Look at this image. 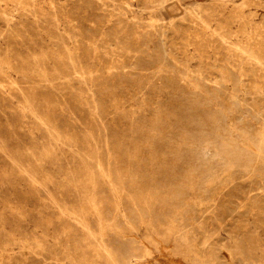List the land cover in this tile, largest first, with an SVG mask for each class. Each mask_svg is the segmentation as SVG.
I'll return each instance as SVG.
<instances>
[{
    "label": "rangeland",
    "instance_id": "obj_1",
    "mask_svg": "<svg viewBox=\"0 0 264 264\" xmlns=\"http://www.w3.org/2000/svg\"><path fill=\"white\" fill-rule=\"evenodd\" d=\"M150 263L264 264V0H0V264Z\"/></svg>",
    "mask_w": 264,
    "mask_h": 264
},
{
    "label": "bare ground",
    "instance_id": "obj_2",
    "mask_svg": "<svg viewBox=\"0 0 264 264\" xmlns=\"http://www.w3.org/2000/svg\"><path fill=\"white\" fill-rule=\"evenodd\" d=\"M102 2V1H101ZM105 4V3H104ZM157 4V3H156ZM51 7V6H50ZM88 7V6H87ZM6 10V9H5ZM144 11V10H143ZM53 12V11H52ZM118 12V11H117ZM51 13V12H50ZM9 14V13H8ZM42 14V13H41ZM59 14V13H58ZM123 14V13H122ZM40 15V14H39ZM64 15V14H63ZM73 15V14H72ZM44 16V15H43ZM127 16V15H126ZM35 17V16H34ZM53 17V16H52ZM36 18V17H35ZM132 18V17H131ZM43 19V18H42ZM69 20V19H68ZM28 21V20H27ZM55 21V20H54ZM96 21V20H95ZM45 22V21H44ZM50 22V21H49ZM117 22V21H116ZM177 22V21H176ZM33 23V22H32ZM80 23V22H79ZM131 23V22H130ZM47 24V23H46ZM206 24V23H205ZM38 25V24H37ZM49 25H50V23H49ZM76 25V24H75ZM118 25V24H117ZM160 25V24H159ZM169 25V24H168ZM44 26H45V24H44ZM112 26V25H111ZM131 26V25H130ZM138 26V25H137ZM156 26V25H155ZM78 27V26H77ZM126 27V26H125ZM141 27V26H140ZM160 27V26H159ZM18 28V27H17ZM40 28V27H39ZM53 28V27H52ZM164 28V27H163ZM79 29V28H78ZM86 29V28H85ZM19 30V29H18ZM49 31V30H48ZM70 31V30H69ZM167 31V30H166ZM21 32V31H20ZM160 32V31H159ZM114 33V32H113ZM57 34V33H56ZM130 34V33H129ZM4 35V34H3ZM118 35V34H117ZM158 35V34H157ZM87 36V35H86ZM96 36V35H95ZM127 36V35H126ZM30 37V36H29ZM38 37V36H37ZM51 37V36H50ZM64 37V36H63ZM98 37V36H97ZM138 37V36H137ZM186 37V36H185ZM33 38V37H32ZM105 38V37H104ZM143 38V37H142ZM57 39V38H56ZM128 39V38H127ZM150 39V38H149ZM148 39V40H149ZM152 39V38H151ZM32 40V39H31ZM39 40V39H38ZM63 40V39H62ZM102 40V39H101ZM104 40V39H103ZM158 40V39H157ZM27 41V40H26ZM64 41V40H63ZM123 41V40H122ZM152 41V40H151ZM150 41V42H151ZM31 42V41H30ZM104 42V41H103ZM119 42V41H118ZM187 42V41H186ZM66 43V42H65ZM152 43V42H151ZM163 43V42H162ZM155 44V43H154ZM26 45V44H25ZM42 45V44H41ZM73 45V44H72ZM132 45V44H131ZM152 45V44H151ZM165 45V44H164ZM187 45V44H186ZM118 46V45H117ZM148 46V45H147ZM159 46V45H158ZM185 46V45H184ZM38 47V46H37ZM41 47V46H40ZM39 47V48H40ZM126 47H129V46H126ZM109 48V47H108ZM160 48V47H159ZM163 48V47H162ZM182 48V47H181ZM22 49V48H21ZM20 49V50H21ZM141 49V48H140ZM250 49V48H249ZM113 50V49H112ZM29 51V50H28ZM73 51V50H72ZM132 51V50H131ZM137 51V50H136ZM158 51V50H157ZM163 51V50H162ZM13 52V51H12ZM145 52V51H144ZM147 52V51H146ZM145 52V53H146ZM47 53H49V52H47ZM46 53V54H47ZM161 53V52H160ZM31 54V53H30ZM124 54V53H123ZM242 54V53H241ZM244 54V53H243ZM66 56H67V54H66ZM138 56V55H137ZM24 57V56H23ZM22 57V58H23ZM115 57V56H114ZM120 57V56H119ZM154 57V56H153ZM50 58V57H49ZM48 58V59H49ZM129 58V57H128ZM160 58V57H159ZM64 59V58H63ZM74 59V58H73ZM79 59H81V58H79ZM84 59V58H83ZM114 59V58H113ZM228 59V58H227ZM24 60V59H23ZM152 60V59H151ZM170 60V59H169ZM230 60V59H229ZM233 60V59H232ZM38 61V60H37ZM115 61V60H114ZM160 61V60H159ZM252 61V60H251ZM134 62V61H133ZM95 63V62H94ZM158 63V62H157ZM20 64V63H19ZM33 64V63H32ZM58 64V63H57ZM66 64V63H65ZM35 65V64H34ZM94 65V64H93ZM96 65V64H95ZM103 65V64H102ZM135 65V64H134ZM146 65V64H145ZM47 66V65H46ZM136 66V65H135ZM14 67V66H13ZM56 67V66H55ZM116 67V66H115ZM119 67V66H118ZM232 67V66H231ZM35 68V67H34ZM47 68V67H46ZM57 68V67H56ZM80 68V67H79ZM134 68V67H133ZM31 69V68H30ZM71 69V68H70ZM138 69V68H137ZM45 70V69H44ZM229 70V69H228ZM227 70V71H228ZM24 71V70H23ZM31 71V70H30ZM17 72V71H16ZM97 72V71H96ZM111 72V71H110ZM20 73H21V71H20ZM99 74V73H98ZM59 75V74H58ZM117 75V74H116ZM121 75V74H120ZM119 75V76H120ZM232 75V74H231ZM102 76V75H101ZM53 77V76H52ZM92 77V76H91ZM123 77V76H122ZM7 79V78H6ZM2 80V79H1ZM9 80V79H8ZM94 80V79H93ZM40 82V81H39ZM86 82V81H85ZM44 83V82H43ZM36 84V83H35ZM45 84V83H44ZM234 85V84H233ZM65 86V85H64ZM218 87V86H217ZM89 88V87H88ZM9 89V88H8ZM220 89V88H219ZM224 90V89H223ZM25 91V90H24ZM54 91V90H53ZM60 91V90H59ZM46 92V91H45ZM40 93V92H39ZM35 94V93H34ZM20 95V94H19ZM23 95H25V94H23ZM44 95V94H43ZM57 95H58V93H57ZM42 99V98H41ZM23 101V100H22ZM21 101V102H22ZM59 101V100H58ZM56 103V102H55ZM234 103V102H233ZM28 104V103H27ZM41 110V109H40ZM47 112V111H46ZM55 112V111H54ZM27 113V112H26ZM44 115V114H43ZM59 115V114H58ZM50 116V115H49ZM221 116V115H220ZM49 120V119H48ZM56 120V119H55ZM221 120V119H220ZM53 124V123H52ZM65 124V123H64ZM49 125V124H48ZM218 126V125H217ZM49 128H50V126H49ZM73 128V127H72ZM70 130V129H69ZM49 131V130H48ZM56 131V130H55ZM50 132V131H49ZM56 133V132H55ZM60 134V133H59ZM54 135V134H53ZM192 138H193V136H192ZM56 139V138H55ZM194 140V139H193ZM197 141V140H196ZM208 141V140H207ZM224 142V141H223ZM226 144V143H225ZM191 145V144H190ZM219 145V144H218ZM188 146V145H187ZM207 147V146H206ZM226 147V146H225ZM245 148V147H244ZM49 152V151H48ZM258 153V152H257ZM261 153V152H260ZM255 156V155H254ZM212 159V158H211ZM207 161V160H206ZM204 162V161H203ZM250 165V164H249ZM200 166H201V164H200ZM219 172V171H218ZM217 173V172H216ZM261 173V172H260ZM112 174V173H111ZM218 174V173H217ZM262 174V173H261ZM221 175V174H220ZM237 176V175H236ZM235 176V177H236ZM262 176V175H261ZM212 177V176H211ZM96 178V177H95ZM132 178V177H131ZM261 178V177H260ZM135 182V181H134ZM98 183V182H97ZM263 187V186H262ZM258 188V187H257ZM206 190V189H205ZM134 191V190H133ZM145 191V190H144ZM150 192V191H149ZM184 192V191H183ZM129 193V192H128ZM138 194V193H137ZM149 194V193H148ZM180 194V193H179ZM132 195V194H131ZM138 195H140V194H138ZM141 196V195H140ZM205 197V196H204ZM97 198H99V197H97ZM102 198V197H101ZM136 198V197H135ZM140 198H142V197H140ZM161 198V197H160ZM123 199V198H122ZM136 200V199H135ZM100 201V200H99ZM130 201V200H129ZM171 201V200H170ZM125 202V201H124ZM98 203V202H97ZM101 203V202H100ZM134 203H136V202H134ZM151 203V202H150ZM122 204V203H121ZM126 204V203H125ZM154 205V204H153ZM138 206H139V204H138ZM100 207V206H99ZM98 207V208H99ZM126 207H128V205L126 206ZM149 207V206H148ZM98 211H100V210H98ZM113 211V210H112ZM128 211V210H127ZM143 212V211H142ZM126 213V212H125ZM131 213H132V211H131ZM81 214V213H80ZM102 214V213H101ZM110 214H112V213H110ZM120 215V214H119ZM109 216V215H108ZM128 216H129V214H128ZM102 217H103V215H102ZM121 218V217H120ZM104 219V218H103ZM132 219V218H131ZM137 219V218H136ZM140 219V218H139ZM78 220V219H77ZM140 222V221H139ZM186 223V222H185ZM98 225H99V223H98ZM188 225V224H187ZM131 226V225H130ZM106 229V228H105ZM185 232V231H184ZM98 238H99V236H98ZM236 243H237V241H236ZM240 243V242H239ZM245 243V242H244ZM76 244H77V242H76ZM210 245V244H209ZM241 245V244H240ZM243 245V244H242ZM214 249V248H213ZM247 251V250H246ZM247 256H248V254H247ZM246 256V257H247ZM250 257V256H249ZM255 257V256H254ZM253 258V257H252ZM218 259V258H217ZM249 260H251V259H249ZM207 262V261H206ZM151 264V263H150ZM206 264V263H205Z\"/></svg>",
    "mask_w": 264,
    "mask_h": 264
}]
</instances>
